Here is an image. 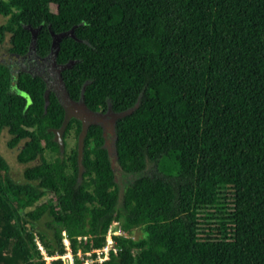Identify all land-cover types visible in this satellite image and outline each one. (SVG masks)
<instances>
[{
	"label": "trees",
	"instance_id": "trees-1",
	"mask_svg": "<svg viewBox=\"0 0 264 264\" xmlns=\"http://www.w3.org/2000/svg\"><path fill=\"white\" fill-rule=\"evenodd\" d=\"M0 16L10 54L50 59L88 111L124 113L111 155L103 126L87 127L78 179L80 122L60 152L46 80L0 63V133L8 149L23 141L19 163L38 160L16 183L0 156V264H45L32 234L48 257L64 252L60 230L72 254L81 231L83 251L99 248L113 222L123 235L102 264H264V0H0ZM69 31L51 49L50 32ZM114 167L136 176L119 202Z\"/></svg>",
	"mask_w": 264,
	"mask_h": 264
},
{
	"label": "rangeland",
	"instance_id": "rangeland-1",
	"mask_svg": "<svg viewBox=\"0 0 264 264\" xmlns=\"http://www.w3.org/2000/svg\"><path fill=\"white\" fill-rule=\"evenodd\" d=\"M6 24V18L0 16V25H4ZM9 35L8 34H4L3 40L0 42V63L9 65L12 75L14 76L15 73L19 70H27L36 74H40L43 76V78L46 80V84H47V88L51 91L57 92V95L60 97V101L63 103H66L67 98L64 97L63 95V91L62 88L60 87V84L56 78V69L55 67L50 66V59L47 61H39V60H35L33 58V55L30 56H26L24 58L21 57H16L12 54L9 53L8 48H9ZM102 126L104 127V131H105V140H106V146L107 148L110 150V155L112 154V150H111V146H110V124L107 120V118L102 121ZM9 139V135L7 133L6 130H2L0 133V156L5 160V162L8 165V170H9V177L11 178L12 181L16 182V183H22L23 182V178H22V171L25 167L27 166H31L34 165L38 162V160H32L29 161L25 164H21L17 161L16 156L17 153L19 152V150L22 148V144L23 141H20L16 147L12 148V149H8L6 147V142ZM75 146V140L73 138L72 135L68 136L67 139L65 140V145H62V153L65 152V154H68L69 151ZM25 155L28 156L29 152H25ZM45 158L48 162L49 165V171H51V167L50 164L54 158V155L45 153ZM114 175H115V182L117 184L118 187V202L120 200V196L121 193L125 187V185L128 182H131L136 176L135 175H130V174H125L122 173L118 168L114 167ZM47 197H49V194L46 193V195L41 198L39 200V202H42L43 200H45ZM32 209V208H29ZM28 210V209H27ZM218 211L219 209H214V211H211L212 213H214L215 215L213 217H211V213H209L210 215H208V219L211 218H215L218 217ZM202 214H206V212L204 213V211H202ZM48 218L46 217V215H44L42 217V220L39 223V228L43 229L45 231V235L47 236V238H51V229L50 230H46V228L44 227V222H47ZM208 223H212V220H208ZM119 227V224H118ZM114 228V229H113ZM108 227L107 230H112V231H116L117 228L115 227ZM116 228V230H115ZM85 228H83L84 230ZM106 230V232H107ZM61 231V230H60ZM105 232V234H106ZM60 234V233H59ZM118 234L122 235V232L120 230H118ZM118 235V236H119ZM77 236L79 237H84L85 239L80 238L79 240H76V246H75V252L73 253V262L74 264H77L80 262L81 257H83L82 253L83 252H88L90 250H82V241L84 240H89V236L86 233H83V231L79 232L77 234ZM36 237V236H35ZM130 237L133 238L134 241H141L143 239V234L140 231V229H134L132 231V233L130 234ZM36 239L38 240V242L40 243L39 239L36 237ZM40 245L42 246V244L40 243ZM43 251L45 253V249L42 246ZM52 246L49 248V250H51ZM93 249V248H92ZM80 250V256L77 255V251ZM40 255V254H39ZM47 258L48 256L46 255V253L44 254ZM41 256V255H40ZM48 261V263L50 262V260H46ZM46 263V264H48Z\"/></svg>",
	"mask_w": 264,
	"mask_h": 264
},
{
	"label": "water",
	"instance_id": "water-1",
	"mask_svg": "<svg viewBox=\"0 0 264 264\" xmlns=\"http://www.w3.org/2000/svg\"><path fill=\"white\" fill-rule=\"evenodd\" d=\"M35 33H36V30L31 31L30 45H33V43H34ZM67 35L72 36L71 31H69L68 34L67 33L53 34L50 32V36H51L50 47H51V49L55 48V51H56L59 40L62 37H65ZM55 51H54V53H55ZM64 67L65 68L68 67V64L65 65ZM60 69L61 68H57L55 70L57 76H58ZM58 82L60 84V87L62 88L64 97L67 98V93L63 89V86H62V83H61L59 77H58ZM82 91H83V88L81 90L80 99L78 101L73 102L67 98L66 103L61 102L60 97L57 95V92L53 91L57 100L59 101V103L63 107L62 123L58 129L53 130L54 141L58 145L60 152L62 151L61 135H62V132H63L67 122L72 118L76 119L77 121L80 122V132L77 136V152H76V161H77V167H78L77 178L78 179L80 178V175L82 172V169H81L82 147H83V139H84V136L86 134L87 127L89 125H100L101 126L103 119L105 120L107 118V120L110 124L109 134H110V136H112L113 135L112 127H113L115 120L124 114V113L113 114L109 111V109L104 114H95L93 112L88 111L86 109L84 103L81 100L82 99ZM47 94H48V90L46 89V91L44 92V96H43V98H44V109L46 108V106L48 104ZM102 135H103V137H105L104 127H102ZM111 150H113V149L111 148ZM107 154L110 155V150L108 148H107ZM112 165H113V161H112Z\"/></svg>",
	"mask_w": 264,
	"mask_h": 264
},
{
	"label": "built area",
	"instance_id": "built-area-1",
	"mask_svg": "<svg viewBox=\"0 0 264 264\" xmlns=\"http://www.w3.org/2000/svg\"><path fill=\"white\" fill-rule=\"evenodd\" d=\"M114 224V225H112ZM118 222H113L111 223L109 226L110 227H114L116 226L115 230L116 231H112V230H107L106 234H104V244L99 247V248H93L88 252H83L82 255L83 257H81L80 262L77 264H102L103 262L107 261L109 258V255L112 254L114 255L116 253V246L114 244L113 238L114 237H119L123 235V232L120 229V226L118 227ZM108 226V227H109ZM114 229V228H113ZM118 230H120L122 232V235L118 234ZM33 235V239H34V243L36 245V248L39 252V254L41 255V258L43 260V262L46 264L48 263V261L46 260H60L61 264H74L73 262V254L71 253L70 249H69V241H68V237L65 233L64 230L60 231V240H61V244L63 246L64 252L60 255L58 254H54L51 257H46L43 251L42 246L40 245V243L38 242V240L36 239L35 235ZM119 235V236H118ZM80 238L85 239L84 237H79L77 236L76 239L79 240ZM131 239H133L131 237ZM80 250L77 251V255L80 256ZM49 264V263H48Z\"/></svg>",
	"mask_w": 264,
	"mask_h": 264
},
{
	"label": "bare ground",
	"instance_id": "bare-ground-1",
	"mask_svg": "<svg viewBox=\"0 0 264 264\" xmlns=\"http://www.w3.org/2000/svg\"><path fill=\"white\" fill-rule=\"evenodd\" d=\"M112 225H114V224H112ZM115 227V226H114Z\"/></svg>",
	"mask_w": 264,
	"mask_h": 264
},
{
	"label": "flooded vegetation",
	"instance_id": "flooded-vegetation-1",
	"mask_svg": "<svg viewBox=\"0 0 264 264\" xmlns=\"http://www.w3.org/2000/svg\"><path fill=\"white\" fill-rule=\"evenodd\" d=\"M53 67V66H52Z\"/></svg>",
	"mask_w": 264,
	"mask_h": 264
}]
</instances>
